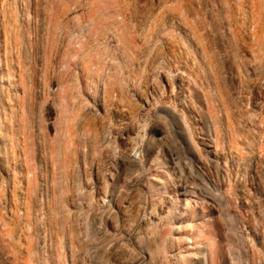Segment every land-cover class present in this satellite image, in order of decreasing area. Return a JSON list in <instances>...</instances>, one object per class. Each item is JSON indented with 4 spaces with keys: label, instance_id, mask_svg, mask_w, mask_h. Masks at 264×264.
<instances>
[{
    "label": "rangeland",
    "instance_id": "obj_1",
    "mask_svg": "<svg viewBox=\"0 0 264 264\" xmlns=\"http://www.w3.org/2000/svg\"><path fill=\"white\" fill-rule=\"evenodd\" d=\"M0 157V264H264V0H0Z\"/></svg>",
    "mask_w": 264,
    "mask_h": 264
},
{
    "label": "bare ground",
    "instance_id": "obj_2",
    "mask_svg": "<svg viewBox=\"0 0 264 264\" xmlns=\"http://www.w3.org/2000/svg\"><path fill=\"white\" fill-rule=\"evenodd\" d=\"M0 166H2V167L4 166V165H3V159H2V157H0ZM5 171H6V170H5ZM7 173H8V172H7ZM194 201H195V200H194V199L192 200V198H187V199L185 200V204H186V205H185L184 207H185L186 210H185L184 212H187V211H190V210H191L190 212H192V210L194 209V205H195V204H193ZM196 209H197V208H196ZM183 210H184V209H183ZM181 211H182V210H181ZM184 212H183V213H184ZM181 217H182V216H181ZM184 225H187V224H184ZM184 228H185V227H184ZM183 255H184V254H183ZM185 257H186V256H185ZM185 260H186V259H185ZM188 261H189V260H188Z\"/></svg>",
    "mask_w": 264,
    "mask_h": 264
}]
</instances>
